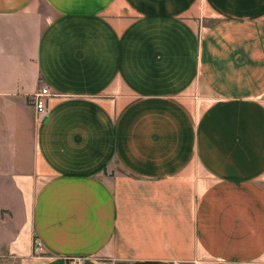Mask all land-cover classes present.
Instances as JSON below:
<instances>
[{
    "label": "crops",
    "instance_id": "1",
    "mask_svg": "<svg viewBox=\"0 0 264 264\" xmlns=\"http://www.w3.org/2000/svg\"><path fill=\"white\" fill-rule=\"evenodd\" d=\"M0 179L16 264H264V0H0Z\"/></svg>",
    "mask_w": 264,
    "mask_h": 264
},
{
    "label": "built area",
    "instance_id": "2",
    "mask_svg": "<svg viewBox=\"0 0 264 264\" xmlns=\"http://www.w3.org/2000/svg\"><path fill=\"white\" fill-rule=\"evenodd\" d=\"M50 93L46 87H42L35 95H34V106L38 112H42L45 109V97L49 96ZM38 241V240H37ZM39 246L41 243L38 241ZM39 248V247H37Z\"/></svg>",
    "mask_w": 264,
    "mask_h": 264
},
{
    "label": "rangeland",
    "instance_id": "3",
    "mask_svg": "<svg viewBox=\"0 0 264 264\" xmlns=\"http://www.w3.org/2000/svg\"><path fill=\"white\" fill-rule=\"evenodd\" d=\"M3 181H4L3 179H0V186L3 185ZM3 199H5V194L0 193V201H2ZM37 247H39V248H37ZM41 251H42V246H39L38 241L36 239H34L33 240V252L35 254H41ZM0 264H16V263H15V261H13V259H7L6 257L3 258L0 256Z\"/></svg>",
    "mask_w": 264,
    "mask_h": 264
}]
</instances>
